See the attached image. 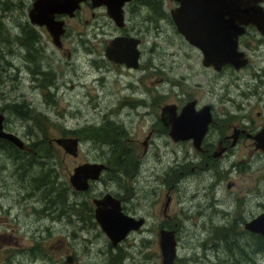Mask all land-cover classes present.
Here are the masks:
<instances>
[{
    "label": "rangeland",
    "instance_id": "obj_1",
    "mask_svg": "<svg viewBox=\"0 0 264 264\" xmlns=\"http://www.w3.org/2000/svg\"><path fill=\"white\" fill-rule=\"evenodd\" d=\"M166 2L172 4L170 0L161 1V10L165 16L155 12L152 7L150 9L152 14L148 16L150 20H145L143 55L145 58V89H143L144 83L137 78L141 73L127 70L125 66L109 61L105 57L102 45L96 46L98 52L89 53L82 46L74 51L73 42L67 40L65 45L71 51L70 56H67L63 49H55L58 61L53 60L50 63L40 49L39 43L37 50L32 52L20 44L17 34L19 29L15 25L19 20V15L13 11L4 17L5 23L11 28L12 35L14 34L15 45L0 40V111L11 101L27 102L23 104L29 111L48 116L47 132L52 136L61 135L64 129L77 131L78 134H75L79 137V153L77 156L66 154L54 142L51 145L52 152H50L49 143L42 138L43 133L39 132L38 128H32L33 120L30 119L27 122L18 117L16 113H6L8 118L5 119V128L17 133L25 143L32 144L38 155L47 157L51 153L52 157L48 158L49 161H52L55 155L60 163H53V165L58 166V171L61 173L60 180L67 179V168L71 169L79 162L105 159L108 161V169L102 174L101 180L94 183L93 189L118 190L126 194L128 206L139 214L145 212L146 218L143 226L130 232L128 237L122 241V246L128 254L124 262L119 263L117 260L112 264H160L159 223L168 222L170 226H173L175 220H178L177 225L174 226L178 246L177 257L173 264H264V253L260 250L251 251L252 237L245 232L234 234V229L242 231V226L235 228L226 218L227 215L224 216L225 208L232 211L231 215L239 213L237 201L229 199L227 202L214 205L213 209L205 207L206 195L202 194L200 187L202 185L214 187L217 175L213 176L208 173L204 176L206 179L202 180L203 177L197 176L194 179L184 171L185 174L181 177L188 178L182 182L185 188L183 205L186 208L180 213L178 189L173 187L170 190L171 198L168 208L163 214L162 207L168 186L167 183L163 185V180L166 181L167 178L168 183L172 182L169 179L170 173L176 172L179 167L189 166L195 162L194 159L184 158L173 161L176 147L173 143L163 142L166 135L163 138H156L155 132L151 135L152 141L147 144L145 159L141 157L142 161L145 160V164L138 178L134 179L135 174L126 170L128 162L122 150L128 142L124 143L122 140L127 136L141 140L152 128V122L156 118L154 113L159 112V107H162L165 102H174L177 98L176 93L180 89L183 91L179 95L183 96L193 93L203 100H209L212 96L210 94L212 70L203 65L201 51L176 30L174 23L170 20ZM146 8L145 13L148 15L149 8L148 6ZM73 20L79 25L82 23V21L71 19V25ZM153 21L160 24V29L156 30ZM94 42H96L95 39L92 44H95ZM10 49L11 52H9ZM21 59L25 60L28 68H20ZM92 59L97 60L100 65L95 66ZM50 66L55 72V80L53 85L47 89L42 83L46 82L45 79L49 76L48 67ZM253 69L254 67L244 68L240 71V75L245 74L246 76V73L250 74ZM32 72H36L34 77H30ZM40 77L45 79L40 81ZM230 79L232 75L222 76L219 78V84ZM238 79L243 80L241 77ZM247 81L250 83L251 79ZM244 88H249V85L244 84ZM132 103L134 107L130 105ZM256 108L257 106H254L252 111ZM142 113H145L144 117L140 116ZM105 119L110 126L103 125ZM157 126H159L158 122ZM67 134L71 135V133ZM114 139L119 141L117 144L120 146L118 145L115 153L120 155V160L115 159L116 155L112 157L110 155L115 145ZM238 148L239 156L246 154L248 150L243 145ZM130 152L137 159L143 154L142 145L140 144ZM13 153V149L0 143V257L10 256L12 252H15L18 259L26 260L27 258L18 252L31 247H39L42 255L29 264H53L49 262L51 258L48 253L55 257L65 253V248L61 247L65 245L60 239L65 235H70L69 230L65 226L62 215L57 212L56 206L49 207L48 213L41 210L42 206L48 205V196L45 198L44 192H33L34 181L31 175L28 174V170L19 169L18 160H13ZM36 158L35 161L39 162V158ZM36 165L40 167V164ZM47 167L48 164L45 162L43 171H46ZM9 169H12L11 173ZM30 171L35 170L32 168ZM164 171L170 172L169 176ZM261 171L258 172L260 199L264 204V164ZM144 172L145 199L142 195L144 191L142 174ZM250 174H255V172L252 171ZM227 180L235 181V185L230 189L226 187ZM256 184V179L250 175L234 174L229 179L223 178L217 189V195L225 197L229 194L236 198L239 192L243 194V197L247 194L248 199L244 209L246 214L250 215L260 208L254 206L252 190ZM249 188L252 189L251 192H247ZM195 190L201 193L198 198L192 196ZM24 192L31 200L23 199ZM28 192H31L32 196H29ZM196 202H204L203 211L197 215ZM33 207L36 208V213ZM37 214L41 215L37 216ZM167 216H170L168 217L170 220H167ZM189 217L197 222H193ZM81 236H96L94 247H108L107 234L100 227H95L89 232H82ZM144 237L145 260L144 250L142 251L141 247ZM91 255L90 262L103 261L102 255L98 256L94 253ZM83 257L82 250L77 251L75 261H80V264H90L85 263L82 260Z\"/></svg>",
    "mask_w": 264,
    "mask_h": 264
},
{
    "label": "flooded vegetation",
    "instance_id": "obj_2",
    "mask_svg": "<svg viewBox=\"0 0 264 264\" xmlns=\"http://www.w3.org/2000/svg\"><path fill=\"white\" fill-rule=\"evenodd\" d=\"M19 1L25 6L28 20L27 23L30 24V26L33 27L34 31L37 32L39 47L44 52L45 58L49 60L50 63L53 60L58 61L55 49H63V51L66 52V55L70 56L71 51L69 50V47L65 45V41L67 40L73 42L74 51L79 48V46H82L89 53L98 52V50H96L97 45L99 47L102 45L103 49L105 50V47L109 40L115 36H124L131 40V43L135 41V47L137 48L139 59L133 61L131 57H129V60L135 62V64L138 61L137 66L133 64L128 66L126 65L125 60H122L120 62L113 61L107 58L106 52L105 57L115 64L125 66L127 70L139 71L141 75L137 78H140V80L144 83L143 89H145V58H143L145 50V20H150L148 16L152 14L150 11L152 7H154L155 12H158L159 14L165 16V14L161 10L160 5L162 0H126L123 2V4H121L120 11L115 15L110 14L107 10L106 5L103 3L94 4L93 0H81L79 6L75 8L72 13H69L67 10L55 12L54 18L63 21V30L59 33L58 38L59 43L54 42L53 35L45 24L32 22L31 19H29L28 12L34 0ZM170 2L172 4H168L166 2V6H168L169 8L170 20L173 22V19L171 17V10L175 8L179 3L176 0H170ZM261 4L264 7V0L261 1ZM146 6H148L149 8L148 15L147 13H145V9L147 12ZM157 14L156 16H158ZM71 19L82 21V23H80L79 25L73 20L71 25ZM153 25L156 30L157 28L160 29V24H156L155 21H153ZM238 25L242 26L243 29L235 36L236 48L241 52V57L246 61L238 67L231 62H225L221 64L219 68H215L213 64H203L206 68H211L212 70V77L210 78V84H212L210 94H212V96L209 98V100H203L201 97L195 96L193 93H189L187 96L179 95L180 92L183 91L181 89L176 93L177 101H174V103H176L177 105L175 111L176 115H179L181 113V108L187 101L195 100V110L193 111L195 112V114L194 117L191 118L194 120V125H202L205 114H202L200 110L205 105L209 106V119L207 121L204 132L199 137V139L197 140L199 136L198 133H195L194 135L186 138H173L169 132L170 124H166L163 121L169 119V115L164 114L162 116V109L161 107H159V112L156 111L154 113L156 118L152 122V128L148 130L147 134L141 140L130 136H127L122 140V142L124 143L128 142V144H125V146L123 147L122 154H124L123 156L126 158V162H128L126 170H129L132 172V174H135L133 176L134 179L138 178L137 176L143 171V169L141 168L145 164V160L142 161L141 157H144L145 159V150L147 149V144L148 142L150 143L152 141L151 135L154 132L156 134V138H163V136L166 135V138L164 137L165 139L163 140V142L173 143L176 147L174 148L173 161L175 159L179 160L180 158H184L188 160L194 159L195 162L189 164V166H182L183 168L179 167L177 168L178 170L173 173L164 171L167 176H169L170 173L171 177L169 179H171L172 182L169 181L168 183L166 177V181L163 180V185H165L166 183L168 185L166 199L163 202L162 207L163 214H165V211L168 208L171 198L170 190L173 187L178 189V203L179 205H181L180 213H182V210L186 208L183 205L185 188L182 182L183 180H188V178L184 179L183 177H181L185 174L184 171L188 172V176L194 177V179H196L197 176H201L203 177L202 180L206 179V177L204 176L208 173L213 176L217 175L218 178L214 181V187L206 185H202L200 187L201 191L203 192L202 194L206 195V199L204 201L206 203L205 207H210L211 209H213L214 205L221 204L222 202H227L229 199H231L232 201H237L239 213L236 212L235 215H231L232 211L229 208H225L224 216L227 215L226 218H228V220L234 225L235 228H241L242 226V231H237L234 229V234H242L245 232V234L252 237L251 251L256 252L258 249H256L257 246L254 245V242L258 234L246 229L245 223L264 210V204H262V201L260 199V176L258 175V172H262V165L264 164V145L261 146V140H257L258 138L255 137V135L260 133L264 128V33L261 32L253 23H238ZM18 29V32L23 31L21 27H18ZM93 39L96 40V42H94L95 44H92ZM127 43L128 40H126L125 44ZM92 60L95 66L100 65L97 60ZM19 66L21 69L28 68L24 59H21ZM247 67H254V69L250 74L246 73V76H244L245 74L240 75V71ZM48 68L49 73H51L53 71L52 66ZM227 75H232V79L219 84V78ZM30 77H34L32 73L30 74ZM240 77L243 79L242 81L238 79ZM248 79H251L250 83L249 81H247ZM244 84H246L247 86L249 85V88H244ZM139 101L142 102L144 100ZM130 105L134 107L133 103ZM254 106H257V108L255 109V111H252V108ZM140 116L144 117L145 113L140 114ZM157 122L159 126H157ZM114 140L115 145L112 147L113 150L111 151L110 155L111 157L113 155H116L115 159H119L120 155L115 153L119 145L117 144L118 140ZM52 141L50 142L49 140H47V142L49 143L48 146L50 152H52ZM140 144L142 145V152L144 155H139L136 159L135 155L130 151L136 149ZM240 145H243V147L248 149L246 151V154L243 153L241 156H239L237 153V151L239 150L238 147ZM19 148L23 152L37 154V150L33 147L32 144L24 143V146H21ZM78 153L79 147L77 150V155ZM49 157H52L51 153H49L47 157L40 156L39 158L41 160V163H52V165L53 163H60L59 159H57L55 155L52 161L48 160ZM105 160H93L104 163L106 167L100 171L97 178L89 180V185L85 189H77L69 181V175L73 171V168L81 162L75 164L73 167H71V169L67 168V180L71 187L63 191V207L59 210L57 209V212L62 215L65 226H67L69 230L68 233L70 235H65L60 239L62 241V244L65 245L61 246L62 249L65 248V253L57 255V257H55L54 255L52 256L48 253V256L51 258V261L49 262L53 264H80V261H75L77 257V251L80 250H82V253L84 255L82 260L85 261V263L90 264H101L104 261L105 262L103 264H112L117 260H119V263H122L124 262V258L128 255L126 253L125 247L122 246V241L128 237V234H130V232H133L136 229L129 230L127 235L117 242H113V240H111V238L107 236V248L94 247L97 235L92 237L81 236L82 232H89L91 230H94L95 227L101 228L95 216V209L97 206L95 199L102 198L107 193H110L112 196L119 199L121 208L125 213L131 214L136 218L141 217L143 219L142 226L146 221L145 212H143V214H139L135 209L128 206V198L125 196L126 194H123L118 190L115 191L109 189H93L94 183L101 180L102 174L109 167L108 161ZM55 167L58 171V166ZM252 171L255 172V174H250ZM9 172L11 173L12 169H9ZM238 173L247 174L252 176L253 179H256L257 184L254 185L253 190L249 188L247 189V192H251L252 190L255 200L254 206H259L260 208L256 212H252V214L250 215L246 214V211L244 209V205L246 204L248 199L247 194L245 197H243V194H240L241 192H239L236 198H233L229 194H227L225 197H218L217 195V189H219L220 183L223 178L229 179L232 175ZM59 175H61V173H59ZM142 180L144 190L142 195H144L145 199V172L142 174ZM233 185H235V181L227 180L226 187L228 189H230ZM210 189H212V191ZM24 193L26 194V192ZM200 194L201 193H199L198 190H195L192 193V196L198 198V195ZM23 199L31 200L30 197L27 198L26 195L25 197H23ZM203 203L196 202V215L200 214L203 211ZM49 207H51L49 204L47 206L44 205L42 206L41 210H44L45 213H48ZM33 210L35 212L36 208L33 207ZM39 215L41 214H37V216ZM168 217L170 216H167V220L169 219ZM189 218L191 219V217ZM191 220L195 223L197 222V220ZM177 221L178 220H175L173 226H170L168 222L159 223V229L173 228L176 231V227L174 226L177 225ZM142 242L143 243L141 247L142 251L144 250L143 258L145 260V237L143 238ZM177 246L178 239L176 236V250ZM159 251L161 255L160 247ZM36 252L37 254H34ZM13 253L14 256H16V253ZM18 253L24 255L27 259H18L16 256L15 262H13L12 264H29L32 260L37 259L42 255V251H40L39 247H31L28 249H24L23 251ZM91 253H94L98 256L102 255L103 261L90 262L89 260L92 257V255L90 256ZM24 261H26V263Z\"/></svg>",
    "mask_w": 264,
    "mask_h": 264
},
{
    "label": "water",
    "instance_id": "obj_3",
    "mask_svg": "<svg viewBox=\"0 0 264 264\" xmlns=\"http://www.w3.org/2000/svg\"><path fill=\"white\" fill-rule=\"evenodd\" d=\"M81 0H34L28 12L32 22L45 24L53 35L55 43L58 42L59 33L63 30V21L55 19V12L67 10L72 13ZM126 0H93V3L106 5L110 14H117L121 4ZM178 5L171 10V17L177 30L190 43L197 45L203 53V63L213 64L219 68L225 62L234 63L235 66L243 64L246 60L241 57V52L236 48L235 36L243 29L238 23H253L264 33V7L262 0H176ZM126 40L128 43L125 44ZM135 41L124 36H115L109 40L105 47L107 58L113 61L125 60L126 65H135L137 48ZM131 57V60H129ZM195 100L187 101L181 108V113L176 115V103H165L162 116L169 115L163 120L170 124V135L173 138L190 137L198 133V138L203 134L209 119V106L201 108L205 114L202 125H194ZM204 111V112H203ZM5 114L0 111V138L7 139L15 145L24 146V141L13 131L5 129ZM257 140L264 145V128L256 134ZM263 139V140H262ZM55 141L66 153L77 155L79 139L75 135H60L49 138ZM264 148V146H263ZM105 164L97 161H85L77 164L69 175L70 183L77 189H85L90 179L99 176ZM95 216L104 232L117 242L125 237L129 230L142 226L143 219L125 213L119 199L110 193L102 198L95 199ZM245 228L264 235V210L245 223ZM159 247L161 250L160 264H172L176 257V235L173 228L159 229Z\"/></svg>",
    "mask_w": 264,
    "mask_h": 264
},
{
    "label": "trees",
    "instance_id": "obj_4",
    "mask_svg": "<svg viewBox=\"0 0 264 264\" xmlns=\"http://www.w3.org/2000/svg\"><path fill=\"white\" fill-rule=\"evenodd\" d=\"M13 11L19 15V20L17 21V23L14 22L15 25L18 27H21L23 30L22 32H17L18 39H20V42H21L20 44L24 48H26V50H27V48H29L31 52L37 50V47H38L37 46V44H38L37 32L34 31L33 27L27 23L28 20H27V14L25 11V6L19 0H16V1H14V0H0V40L3 42L9 43V44L13 43V45H15L14 34L12 35V33L10 31L11 28L4 21V17H6L7 15H10ZM17 48L19 50H21V48L19 46H17ZM9 52H11V49L9 50ZM35 73L36 72H32V75L35 76L34 75ZM37 74H39V73H37ZM48 75L49 76L46 79L40 77V81H42L43 79L46 80V82H44L42 84L47 89L50 88L54 83L55 72L52 71ZM142 102L145 103L146 101H142ZM23 103H27V102L21 101V103H20L17 101L16 102L11 101L9 103V105H7V107L3 108L1 111L3 113H5V115H6L5 119L8 118L6 113H10V112L12 114H14V113L18 114L17 115L18 117L26 120L27 122H29L30 119H32L33 120L32 121L33 122L32 128L33 129L38 128L39 132L43 133L42 138H44V141L48 140L50 137H52V134L47 132L48 126L46 125V121H49L48 116L43 114V113L40 114L39 112H36V111H29L28 108H25L26 105H24ZM8 109L11 111H7ZM103 125L104 126H110V124L108 123V121H106V119L104 120ZM34 126H37V127H34ZM67 133H71V135L78 134L77 131L64 129L62 131L61 135H68ZM0 143H2V144L6 145V146H8L14 150V153L12 154V156H14L13 160H18L17 163L19 165V169H23V171L28 170V174L31 175L30 177L34 181L33 192H38V193L44 192L45 198H47V196H48V198H47L48 204L50 206H56L57 207L56 209H58V210L61 209L63 207V205H62L63 204L62 203L63 202L62 193L64 190L69 189L71 186H70L67 179H65V180L59 179L60 175H59L56 167L54 165H52V163H47L48 167H47L46 171H43L44 163H41V160L39 158L40 155L34 154V153L23 152L17 145H15L11 141L4 139V138H0ZM45 150H44V152H45ZM36 157L39 158V162L35 161V159L37 160ZM36 164H40V167L38 168L39 165H36ZM32 168H34L35 171L31 172L30 170ZM39 189H41V190H39ZM28 193H30L29 196H32L31 192H28ZM25 195L28 196L27 194H25ZM56 209H55V211H56ZM223 237H224V235H223ZM254 243H255V246H257L256 249H258V251L260 250L261 252L264 253V236L263 235H257ZM15 257L16 256H14L13 252L11 253L10 256L9 255H4V256L2 255L0 257V264H12L13 262H15Z\"/></svg>",
    "mask_w": 264,
    "mask_h": 264
},
{
    "label": "bare ground",
    "instance_id": "obj_5",
    "mask_svg": "<svg viewBox=\"0 0 264 264\" xmlns=\"http://www.w3.org/2000/svg\"><path fill=\"white\" fill-rule=\"evenodd\" d=\"M137 59H139V58H138V53H137L136 60H137ZM136 60H135V61H136ZM137 64H138V61H137ZM137 64H136V66H137ZM215 68H216V67H215ZM256 233H257L258 235H262V234H260V233H258V232H256ZM263 236H264V235H263Z\"/></svg>",
    "mask_w": 264,
    "mask_h": 264
}]
</instances>
